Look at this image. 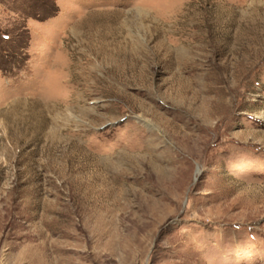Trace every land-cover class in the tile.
<instances>
[{
	"label": "rangeland",
	"instance_id": "374dc122",
	"mask_svg": "<svg viewBox=\"0 0 264 264\" xmlns=\"http://www.w3.org/2000/svg\"><path fill=\"white\" fill-rule=\"evenodd\" d=\"M0 264H264V0H0Z\"/></svg>",
	"mask_w": 264,
	"mask_h": 264
}]
</instances>
